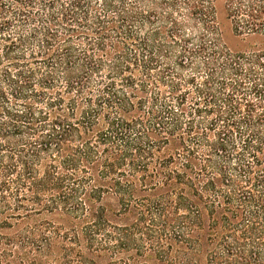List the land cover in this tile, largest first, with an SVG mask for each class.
<instances>
[{
    "label": "trees",
    "instance_id": "trees-1",
    "mask_svg": "<svg viewBox=\"0 0 264 264\" xmlns=\"http://www.w3.org/2000/svg\"><path fill=\"white\" fill-rule=\"evenodd\" d=\"M255 37L264 0H0V264H264Z\"/></svg>",
    "mask_w": 264,
    "mask_h": 264
},
{
    "label": "rangeland",
    "instance_id": "rangeland-1",
    "mask_svg": "<svg viewBox=\"0 0 264 264\" xmlns=\"http://www.w3.org/2000/svg\"><path fill=\"white\" fill-rule=\"evenodd\" d=\"M220 2V5H221V0H219ZM241 44H243L244 46V49H249V48H252V47H264V39H261V38H244L242 40H239ZM232 44H234L232 42ZM240 45V44H239ZM51 216L48 215V214H40V215H34V216H31L30 218H27V221L29 223H34L35 221H38V220H41V219H50Z\"/></svg>",
    "mask_w": 264,
    "mask_h": 264
}]
</instances>
